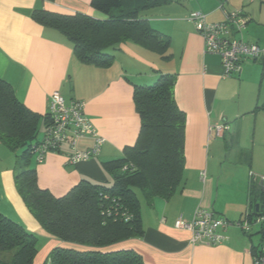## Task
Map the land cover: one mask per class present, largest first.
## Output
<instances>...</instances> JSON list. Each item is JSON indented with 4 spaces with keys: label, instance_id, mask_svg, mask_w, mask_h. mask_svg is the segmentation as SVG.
Returning a JSON list of instances; mask_svg holds the SVG:
<instances>
[{
    "label": "crops",
    "instance_id": "crops-1",
    "mask_svg": "<svg viewBox=\"0 0 264 264\" xmlns=\"http://www.w3.org/2000/svg\"><path fill=\"white\" fill-rule=\"evenodd\" d=\"M91 1L0 0V79L41 116L44 126L53 92L67 102H85L87 118L106 139L99 156L75 165L68 164V146L47 154L42 163L34 157L40 188L60 198L83 180L112 186L104 164L123 158L141 130L135 86L152 85L161 74H176V102L187 117L182 178L168 199L150 201L137 191L144 234L123 247L138 252L145 264H254L251 248L260 243L252 236L258 233L247 235L235 223L250 210L252 182L264 177V61L244 63L239 74L226 77L222 58L204 52L203 38L189 19L200 11L209 23L224 22L220 7L226 0H174L139 16L170 38L169 59L127 42L108 49L114 56L110 67L84 64L61 32L44 27L33 14L41 10L108 18ZM224 8L248 19L243 41L264 46V0H230ZM221 125L229 129L218 136L215 127ZM93 143L85 137L78 148L86 150ZM16 166V154L0 142V214L39 236L35 264H43L60 242L45 233L20 196ZM198 207L232 223L223 232L224 243L194 246L191 233L175 227L179 219L191 220Z\"/></svg>",
    "mask_w": 264,
    "mask_h": 264
},
{
    "label": "trees",
    "instance_id": "trees-1",
    "mask_svg": "<svg viewBox=\"0 0 264 264\" xmlns=\"http://www.w3.org/2000/svg\"><path fill=\"white\" fill-rule=\"evenodd\" d=\"M173 1L92 0L91 6L108 18L41 10L35 11L33 18L61 32L82 63L107 68L114 62L108 49L127 42L169 59L170 38L139 16L144 10ZM176 82V74H161L154 85L135 86L141 130L136 144L124 150L123 158L104 164L113 177L112 186L83 180L58 198L40 188L32 167L41 116L27 108L12 86L0 79V142L16 154L17 190L45 233L60 242L43 264H145L138 252L124 248L123 243L144 234L137 191L150 201L155 197L168 199L182 178L187 117L176 102ZM44 121L46 124L48 114ZM114 201L128 210L132 219L106 214L107 207L119 206ZM260 215H264V186L254 180L247 216ZM38 243V235L0 214V264H35ZM257 250L258 246H252L253 254Z\"/></svg>",
    "mask_w": 264,
    "mask_h": 264
},
{
    "label": "built area",
    "instance_id": "built-area-1",
    "mask_svg": "<svg viewBox=\"0 0 264 264\" xmlns=\"http://www.w3.org/2000/svg\"><path fill=\"white\" fill-rule=\"evenodd\" d=\"M228 1L230 0H226L220 7L225 13L224 22L209 23L207 16L200 11L192 12L189 19L203 38L204 52L220 56L225 76L231 77L241 72L244 63L264 60V46L247 43L240 38L246 30L248 19L242 12H227L224 6ZM49 102L50 112L45 124L44 137L33 147L37 162L42 163L49 153H61L65 146L71 149L67 154L68 164L75 165L99 156L106 139L98 134L87 118L85 102L79 100L67 102L58 91L50 95ZM228 129L227 125L215 127L218 136H223ZM85 137L92 138L94 143L86 150H80L78 142ZM256 179L264 186V177ZM114 202L119 205L118 202ZM106 214L125 221L132 219L128 210L120 205L107 207ZM235 225L247 235L252 234L255 227H260L258 234L264 235V215L250 218L246 214V217ZM229 226H232V223L226 218L203 207L195 210L191 220L179 219L175 224L177 229L191 233L190 243L194 246H216L224 243L227 238L223 232ZM253 257L254 264H264V243H260Z\"/></svg>",
    "mask_w": 264,
    "mask_h": 264
},
{
    "label": "rangeland",
    "instance_id": "rangeland-1",
    "mask_svg": "<svg viewBox=\"0 0 264 264\" xmlns=\"http://www.w3.org/2000/svg\"><path fill=\"white\" fill-rule=\"evenodd\" d=\"M246 34V30H244L243 31V35H245ZM250 62H252V61H250ZM152 85H154L153 83H152ZM44 132H45V126L43 125V122L41 121L40 122V125H39V139H43V137H44ZM139 194V196L141 197V199H143V197H142V195H141V192H139L138 193ZM144 200V199H143ZM255 231H256V233H258L259 231H260V227H255ZM255 234V233H254ZM252 239H253V241L257 244V243H262V242H260V241H262L261 240V235L260 234H257V235H253L252 236Z\"/></svg>",
    "mask_w": 264,
    "mask_h": 264
},
{
    "label": "water",
    "instance_id": "water-1",
    "mask_svg": "<svg viewBox=\"0 0 264 264\" xmlns=\"http://www.w3.org/2000/svg\"><path fill=\"white\" fill-rule=\"evenodd\" d=\"M260 207L259 206H257V210L259 209ZM261 209H262V207H261Z\"/></svg>",
    "mask_w": 264,
    "mask_h": 264
}]
</instances>
